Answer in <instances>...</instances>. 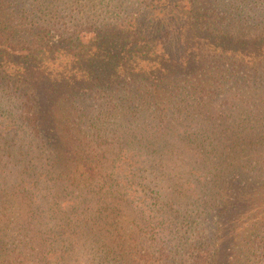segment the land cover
I'll return each mask as SVG.
<instances>
[{
	"label": "trees",
	"instance_id": "obj_1",
	"mask_svg": "<svg viewBox=\"0 0 264 264\" xmlns=\"http://www.w3.org/2000/svg\"><path fill=\"white\" fill-rule=\"evenodd\" d=\"M0 264H264V0H0Z\"/></svg>",
	"mask_w": 264,
	"mask_h": 264
},
{
	"label": "rangeland",
	"instance_id": "obj_2",
	"mask_svg": "<svg viewBox=\"0 0 264 264\" xmlns=\"http://www.w3.org/2000/svg\"><path fill=\"white\" fill-rule=\"evenodd\" d=\"M128 166H132V164H128ZM131 194H132V196H133L134 198H137L138 200H140V199L138 198V195H136L134 192H131Z\"/></svg>",
	"mask_w": 264,
	"mask_h": 264
}]
</instances>
